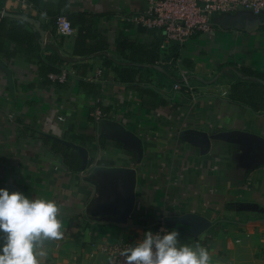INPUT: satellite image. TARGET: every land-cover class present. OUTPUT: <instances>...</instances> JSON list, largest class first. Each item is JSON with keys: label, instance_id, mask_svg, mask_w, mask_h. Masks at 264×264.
I'll return each mask as SVG.
<instances>
[{"label": "crops", "instance_id": "0c3cea01", "mask_svg": "<svg viewBox=\"0 0 264 264\" xmlns=\"http://www.w3.org/2000/svg\"><path fill=\"white\" fill-rule=\"evenodd\" d=\"M31 1L0 0V184L57 201L64 236L42 264H107L103 244L136 241L159 216L211 264H264V91L241 73L264 82V14H213L163 47L124 20L150 0ZM184 77L193 93L173 87ZM130 172L122 218L107 203Z\"/></svg>", "mask_w": 264, "mask_h": 264}, {"label": "clouds", "instance_id": "9594fccd", "mask_svg": "<svg viewBox=\"0 0 264 264\" xmlns=\"http://www.w3.org/2000/svg\"><path fill=\"white\" fill-rule=\"evenodd\" d=\"M57 201L0 187V264H42L47 242L63 239ZM178 229L145 230L123 248L125 264H211L207 247L179 239Z\"/></svg>", "mask_w": 264, "mask_h": 264}, {"label": "built area", "instance_id": "2783aa9c", "mask_svg": "<svg viewBox=\"0 0 264 264\" xmlns=\"http://www.w3.org/2000/svg\"><path fill=\"white\" fill-rule=\"evenodd\" d=\"M25 2V0H18ZM239 8L251 11L255 14H264V0H150V4L144 13H130L124 16V20L146 29L155 30L161 33L162 46L175 42L182 44L195 32L210 30V16L235 11ZM57 32L62 35H69L73 32L70 20L64 14L55 16ZM52 78H64V74ZM185 86V90L193 93L189 80L184 77L183 83H174V88ZM101 110L96 108L93 116L98 119ZM168 229L169 225L164 216H159L155 231ZM154 231V232H155ZM134 240H123L108 242L100 249L107 256V264H125V259L120 255L123 248L134 243Z\"/></svg>", "mask_w": 264, "mask_h": 264}, {"label": "water", "instance_id": "95a60500", "mask_svg": "<svg viewBox=\"0 0 264 264\" xmlns=\"http://www.w3.org/2000/svg\"><path fill=\"white\" fill-rule=\"evenodd\" d=\"M15 16H18V17H21V18H25L27 20H31L29 17L21 15V14H15ZM35 24H37V22H35ZM133 186H134L133 172H130L128 188H127V191H126L125 195L122 198H120V199L110 200L107 203L108 204L107 207L109 209H119L122 218H125L127 216V214L129 213V211H130V209L132 207L133 198H134ZM0 187H6L10 191L18 190L16 187L8 185V184H0ZM48 242H50V241H48Z\"/></svg>", "mask_w": 264, "mask_h": 264}, {"label": "trees", "instance_id": "16d2710c", "mask_svg": "<svg viewBox=\"0 0 264 264\" xmlns=\"http://www.w3.org/2000/svg\"><path fill=\"white\" fill-rule=\"evenodd\" d=\"M27 1L28 2H32L31 0H27ZM51 69L52 70H56L57 67L56 68L55 67L54 68L51 67ZM241 73L246 74V75H249V76H254V77H256V79L257 78L258 79H260V78L262 79L263 78V76L261 74L256 73L254 71H250V70H241ZM258 79L257 80H254L253 86H255L254 88H255V90H257L258 95H259L261 91H264V82H261ZM77 164L79 165L80 164V161H78ZM74 165H75V163H74Z\"/></svg>", "mask_w": 264, "mask_h": 264}]
</instances>
